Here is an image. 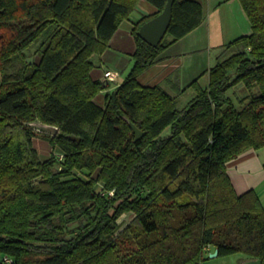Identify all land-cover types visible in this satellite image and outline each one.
<instances>
[{
	"label": "trees",
	"instance_id": "1",
	"mask_svg": "<svg viewBox=\"0 0 264 264\" xmlns=\"http://www.w3.org/2000/svg\"><path fill=\"white\" fill-rule=\"evenodd\" d=\"M149 1L157 13L135 24L131 70L110 90L93 58L139 0H0V264H204L215 250L264 264V206L236 192L226 167L264 148V0H240L252 34L222 48L206 88L179 91H196L182 109L139 77L203 7L175 0L153 47L138 31L168 0ZM239 83L258 88L240 110L229 96ZM39 137L56 150L44 161Z\"/></svg>",
	"mask_w": 264,
	"mask_h": 264
},
{
	"label": "crops",
	"instance_id": "2",
	"mask_svg": "<svg viewBox=\"0 0 264 264\" xmlns=\"http://www.w3.org/2000/svg\"><path fill=\"white\" fill-rule=\"evenodd\" d=\"M196 1L203 7L202 23L158 56L155 64L139 77L142 85L161 84L173 96H180L179 91L186 89L197 79L199 85L206 88L209 84V70L216 65L222 48L243 36L252 34V23L240 0ZM156 13L157 8L149 0H139L136 10L129 19L121 23L110 40L107 50L101 56L93 58L95 68L91 75L94 80L103 81L105 87H109L110 90L123 83V81L119 82L121 76L123 74L128 76L132 67V56L136 51L133 28L144 17ZM109 71L119 74L116 82H109L106 79L105 73ZM190 91L191 88L181 95ZM192 91L194 92L193 89ZM105 94L106 91H103L95 98L98 105L104 106ZM194 95L191 94V99ZM42 142L47 145H39L38 149L48 150V146L50 151L55 150L49 142ZM49 158L50 156L47 159ZM226 167L236 192L243 194L254 190L264 206V148L248 149L230 160ZM255 260L257 259L245 257L242 259V264H250Z\"/></svg>",
	"mask_w": 264,
	"mask_h": 264
},
{
	"label": "rangeland",
	"instance_id": "3",
	"mask_svg": "<svg viewBox=\"0 0 264 264\" xmlns=\"http://www.w3.org/2000/svg\"><path fill=\"white\" fill-rule=\"evenodd\" d=\"M169 38H166L165 41H167ZM30 62L31 63H38L40 61V57L38 55H35V56H30ZM127 77V74H123L121 76V79L119 82L121 81H125ZM114 85V84H112ZM203 88V87H202ZM193 88H191V91L190 93L188 94H183L180 96L178 95L177 96V101H178V107L180 109H182L187 103H189L196 95V91L194 90V92L192 91ZM187 91V90H186ZM185 91V92H186ZM255 92H258V88H255L253 89L252 91H249L246 87V85H244L243 83H239L237 84L236 86H234L230 91H229V96L232 100V102L235 104V106L237 107L238 110L242 109V104L240 102V100L244 99L245 97L249 96V95H252L254 94ZM195 93V95L193 94ZM191 94L194 95V97L191 99ZM191 99V100H190ZM32 126V128L35 130V132H37L38 134L42 133L41 132V128H38L37 125H30ZM170 132V129H168L166 131L165 134H168ZM42 141H45L43 139H41V137L39 138H36V144L34 145L35 148H37V150L39 151L40 153V156H41V159L44 161L46 160L49 156H51L54 151L56 152V150L54 151H50L51 149L47 146L48 150L45 149V148H39V145H47L45 143H43ZM58 155V154H57ZM100 189V187L98 188ZM133 214L129 213V214H125L123 215L119 222H122V223H128L129 221H131V219L133 218ZM246 256L244 254H240V253H237V254H232V255H227V256H218L216 258H210V255L207 256L205 259V263L204 264H242V259H244Z\"/></svg>",
	"mask_w": 264,
	"mask_h": 264
},
{
	"label": "water",
	"instance_id": "4",
	"mask_svg": "<svg viewBox=\"0 0 264 264\" xmlns=\"http://www.w3.org/2000/svg\"><path fill=\"white\" fill-rule=\"evenodd\" d=\"M174 1L175 0H168L167 5L162 13L153 17L151 20L147 21L140 27L138 35L149 45L157 47L158 45H160V43L168 33L172 21V9ZM129 125L136 135V141L144 136V132H142L133 123L130 122ZM52 130L57 132V129L55 128H52ZM218 256V250H215L212 254H210V258H216ZM250 264H262V261L260 259H257Z\"/></svg>",
	"mask_w": 264,
	"mask_h": 264
},
{
	"label": "built area",
	"instance_id": "5",
	"mask_svg": "<svg viewBox=\"0 0 264 264\" xmlns=\"http://www.w3.org/2000/svg\"><path fill=\"white\" fill-rule=\"evenodd\" d=\"M105 77L106 79L109 81V82H116L118 77H119V74L115 71H109V72H106L105 73ZM59 155V158L62 159L63 158V155L62 154H58ZM113 194V193H112ZM210 250V248H208V251ZM5 261L6 262H12L10 261L9 259L5 258Z\"/></svg>",
	"mask_w": 264,
	"mask_h": 264
}]
</instances>
